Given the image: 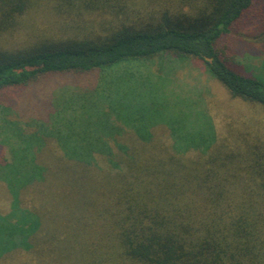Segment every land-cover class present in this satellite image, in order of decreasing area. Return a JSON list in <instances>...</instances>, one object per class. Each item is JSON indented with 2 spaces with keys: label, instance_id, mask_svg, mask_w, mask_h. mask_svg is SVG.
Here are the masks:
<instances>
[{
  "label": "trees",
  "instance_id": "16d2710c",
  "mask_svg": "<svg viewBox=\"0 0 264 264\" xmlns=\"http://www.w3.org/2000/svg\"><path fill=\"white\" fill-rule=\"evenodd\" d=\"M257 1L0 0V43L25 30L20 49L0 47V92L51 75L94 77L55 94L44 122L20 126L0 107L9 151L0 263L264 264V119L219 134L203 91L153 96L164 76L199 61L264 114V32L262 76L242 75L218 48ZM159 126L170 145L154 138ZM51 141L64 161L57 171L55 159L38 160ZM98 158L103 175L86 170ZM66 163L86 169L74 175ZM84 179L83 208L64 215L65 192Z\"/></svg>",
  "mask_w": 264,
  "mask_h": 264
},
{
  "label": "rangeland",
  "instance_id": "374dc122",
  "mask_svg": "<svg viewBox=\"0 0 264 264\" xmlns=\"http://www.w3.org/2000/svg\"><path fill=\"white\" fill-rule=\"evenodd\" d=\"M30 20L32 22L34 19ZM35 22L38 25L42 24L37 17ZM263 32L264 0H258L253 9L234 26L231 33L218 45V48L228 57L231 66L244 76L263 75L261 68L263 60L261 36ZM24 37L25 30L22 29V31H17L13 35L4 38L5 41L0 43V47L3 46V48L6 47L11 50L20 49L23 45ZM141 71H144V69L141 68ZM93 78V76L78 77L71 75L46 76L24 88L0 92V107L8 109L4 111L6 120L17 122L20 126H25L32 121L44 122L52 109V100L55 94L64 87L89 88ZM157 84L162 85V89L156 87L157 89L153 96L160 99L162 93L166 97L175 98L180 95L184 97V93L188 91L195 95L203 91V99L219 134H223L224 128L234 121L242 122L252 118L264 119V114L260 111L241 101L232 99L225 89L204 73L203 65L199 61L191 62L183 69L175 72L174 76H164L163 82H157ZM153 87L152 84H147L146 88L143 89L142 95H149ZM2 126V123H0V163L9 159L8 148L1 144L4 134ZM127 133L120 141L128 145L134 135L129 133V131ZM153 134L154 138L164 142L166 145H170L169 133L165 127H156L153 130ZM45 148L44 154L42 156L39 155L38 160L47 165L50 161H47L46 157L55 159L54 161L51 160L50 164L53 166V171H57L56 167L61 166L64 161H57L60 154L55 143L52 141L47 142ZM66 164H68L66 165L68 166L66 171H72L74 175H80L86 169L80 165ZM86 170L96 173V175H103L107 172L108 167L103 159L98 158L96 164ZM80 181H78L77 185L78 190L67 189L65 195L62 194L64 195L63 198L67 197L66 201H68V203L60 205V208H62L61 213L64 215L73 217L74 213H78L77 211L83 208V201L88 196L89 182L86 179ZM29 199V197H23V206L30 207ZM8 207V194L4 185L0 183V212H7ZM26 258L20 257L17 259L26 262L28 261ZM16 262L19 263L18 261ZM6 264L12 263L6 262Z\"/></svg>",
  "mask_w": 264,
  "mask_h": 264
},
{
  "label": "water",
  "instance_id": "95a60500",
  "mask_svg": "<svg viewBox=\"0 0 264 264\" xmlns=\"http://www.w3.org/2000/svg\"><path fill=\"white\" fill-rule=\"evenodd\" d=\"M207 61H210V59H206Z\"/></svg>",
  "mask_w": 264,
  "mask_h": 264
}]
</instances>
